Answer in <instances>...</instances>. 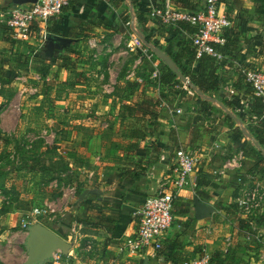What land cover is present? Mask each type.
<instances>
[{"label": "crops", "instance_id": "obj_1", "mask_svg": "<svg viewBox=\"0 0 264 264\" xmlns=\"http://www.w3.org/2000/svg\"><path fill=\"white\" fill-rule=\"evenodd\" d=\"M34 1L24 0L18 6L29 7ZM191 1L197 5L193 11H199L198 6L204 3V0ZM130 3V0H70L57 18L46 26L33 25L34 34L28 41L19 42L8 36L4 24L6 12L15 6L14 0H0V74L11 79L9 85L0 86V131L15 138L28 137L33 127L25 124L23 106H31L33 110L32 113L24 111V115L36 116L57 130L56 137L68 156V165L73 167V183L78 193L73 194L71 201L67 196L70 213L44 224L67 239L68 226L72 223L76 242L71 243L68 258L64 259L67 264H183L206 255L210 258L216 251L229 254V264H253L264 252V246H257L255 241L249 243L245 236L254 231L264 242V206L261 212L242 220L234 200L240 176L249 185L247 177H253L264 191L263 163L257 165L254 157L256 151L263 154L264 151L249 131L248 122L241 120L246 117L251 99L243 90L236 91L233 85L236 68L243 63L260 62L249 50L257 51L256 42L251 39L256 36L264 39L262 0H220L219 3L220 12L239 35L237 51L232 55L227 53L232 64L228 63L222 73H231L227 85L241 96L238 99L244 104L243 111L237 105L238 99L228 93L232 91L228 87L224 89L225 85L207 99L209 104H200L194 103L195 98L163 97L160 95L163 91L157 93L155 87L153 91L144 84L138 92L144 91L148 98L159 99L163 105L146 109L142 103L143 112L125 109L130 104L136 109V104L142 102L138 92L132 95L128 91L114 92L119 71L132 58L124 54V43L131 35H141L133 10H149L163 0H138L135 8ZM260 5L263 8L257 10ZM127 12L131 15L130 21L134 19V29H127L123 23ZM144 28L154 38H160L161 24L148 19ZM41 29L45 38H40ZM170 29L166 26V43L169 38L177 37ZM184 38V35L177 37L176 48ZM55 56L71 58L77 65L76 73L81 75L80 82L73 87L63 86L69 71L59 66L61 61H54ZM156 58L172 71L165 61ZM18 61L27 64L19 66ZM43 69L47 72L44 76ZM259 70L264 71L263 66ZM177 79L180 80L178 76ZM42 81L53 84L52 103L47 110L44 101V107L38 111L43 102L36 97V85ZM6 90L10 92L8 96ZM184 99H193L192 105H188L190 110L180 109L181 113L176 114V104ZM15 103L19 113L10 110ZM48 111L51 116H46ZM4 119L7 122L3 125ZM17 120L20 123H11ZM177 149L194 152L198 163L191 176L192 184L174 199L172 223L163 237L161 252L149 249L134 256L121 253L119 249L124 240L137 230L135 212L170 175ZM232 158L239 160L240 169H228L222 176L214 174ZM26 167L22 166L21 170L26 172ZM24 177L29 185L27 175ZM194 198L212 207L208 217L195 218ZM96 209L110 221L101 222V214ZM86 242L93 244L90 252L84 251Z\"/></svg>", "mask_w": 264, "mask_h": 264}, {"label": "built area", "instance_id": "obj_2", "mask_svg": "<svg viewBox=\"0 0 264 264\" xmlns=\"http://www.w3.org/2000/svg\"><path fill=\"white\" fill-rule=\"evenodd\" d=\"M69 2L70 0H35L29 7L13 6L6 12L4 17L8 36L14 41H28L34 34L33 25L39 26L42 24L46 26L50 20L57 18L62 13ZM219 3L220 0H204L202 10L191 11L176 7L172 0H163L162 4L150 8L149 16L151 21L163 26L178 27L179 24L191 26L195 29V33L188 36V38L194 49L196 60L202 55H207L217 61H222L227 58V54L217 51L215 45H224L226 41L224 33L230 28L231 22L225 14L220 12ZM133 20V18L132 21L129 20L125 27L134 29ZM38 33L40 38H45L44 29H41ZM141 37L131 35L125 43L124 54L133 58L125 80L144 85L145 82L138 75V72L146 68L149 81L160 92L162 85L160 81V64L154 53L144 46L143 37ZM246 83L251 87L253 96L260 99L263 106L262 119H264V71L247 72ZM181 84V89L187 93V96L195 94L188 83L181 82ZM175 112L180 114L181 110L177 109ZM254 119L252 118L251 121ZM54 136L51 129L41 132V137L44 139H54ZM197 163L198 158L194 152L184 149H177L174 152L170 175L159 185L153 195L144 199L142 206L135 212L138 224L137 230L133 236H129L124 240L119 249L121 253L134 256L149 249H152L154 253L161 249L163 237L172 223L174 199L189 183L192 184L191 176ZM228 169H240L239 160L230 159L219 170L214 171V174L222 176ZM247 178L250 180L251 185L245 181L244 177H238V195L234 200L237 214L245 220L261 212L264 206L263 189L253 177L248 176ZM74 191V187L68 189L70 194H74ZM66 196L67 193H64L63 197ZM57 211L55 202L45 201L43 205L32 208L27 219H33V221L26 220L23 228L26 230L27 226L31 225L29 222L40 223V219L51 222ZM245 240L249 243L255 241L264 246L261 235L254 231L248 232ZM75 242L76 237L74 236L70 243ZM83 248L84 251L90 252L93 248L92 242H87ZM51 260L50 264H67L59 251L53 253ZM183 264H209V256L206 255ZM253 264H264V252L259 254L258 259Z\"/></svg>", "mask_w": 264, "mask_h": 264}, {"label": "trees", "instance_id": "obj_3", "mask_svg": "<svg viewBox=\"0 0 264 264\" xmlns=\"http://www.w3.org/2000/svg\"><path fill=\"white\" fill-rule=\"evenodd\" d=\"M174 4H176L177 6L185 9V10H191L193 11L197 5H195L191 0H172ZM130 4L132 5L133 8H135L134 6L136 4H138V0H130ZM257 2V1H256ZM259 2V1H258ZM262 2H264L262 0ZM204 4V3H203ZM264 5V3H263ZM199 10L203 9V5L198 6ZM261 8H263L262 5H260V8L257 7V10H260ZM149 12H150V8L149 10H145L142 12H137L136 10H133L135 19H136V24H137V30L139 31V33H141V36L143 37V41H144V46L145 47H152L155 48V50L157 51H161L163 54L167 55L176 65V67L178 68L179 72L186 78L189 79V81L191 82V84L194 86L196 93L193 96H187V93L185 91H183L181 89V82L180 80L177 79V75L175 73H173L164 63L160 62L161 64V68H160V81L162 83L161 88L163 87V90L165 89V94L162 95L163 97H177L178 95V99H183L185 97H189V98H195L196 103H200V104H209L207 99L210 97H214V93L220 89H222L225 85L223 77H222V70H225V67L228 66L227 64L230 62L228 55H232L234 51H237V47L239 44V35L238 32L235 31V27H231L229 29L226 30V32L224 33L225 36V43L223 46H216L215 48L217 51L219 52H223V53H228V55L226 56L227 58L223 59L222 61H217L216 59L207 56V55H202L199 59L196 60L195 58V52L194 49L192 47V44L188 38V36L192 35L195 33V29L192 28L191 26L187 25V24H179L178 27H175L173 29V27H171L176 35L175 36H180L185 34V38L179 42V47L176 48V44L179 41V39L176 38H169L168 42L163 45L161 43V37L165 36L166 34V26L161 25V30L158 31V36H160L159 39H156L152 36L151 33H148L147 30L144 28L146 22L148 19H150L149 16ZM130 13H126V15L123 18V23L126 25L127 22H129L130 20ZM230 21V20H229ZM159 24V23H158ZM127 27V26H126ZM127 29H129V27H127ZM259 39V40H258ZM250 41L252 42H256V48L257 51H250V53H254L256 54V58L260 59L259 64L256 63H249V64H242L241 67L236 68L235 72H234V76L236 78V83L235 85H233V88L236 91L239 90H243L245 92V94L247 96L250 97L251 99V105L249 106L247 112H246V117L245 119L242 118V122L246 123L248 122L249 125V131L251 132L253 138L255 139V141L259 144L260 148L262 151H264V119H262V103L260 101V99L256 98L253 96L252 94V89L251 87L246 83V73L249 71H260L259 67L263 66L264 69V39H262V37H254L253 39H251ZM156 57V55H155ZM157 59V58H156ZM54 61H61V64L59 65L60 67H64L69 71V77L67 79V81L65 83H63V86H72L76 83V82H80L81 80V75L77 74L75 69L77 67V65L71 60L70 57H54ZM133 58H131L130 63L127 64L126 67H124L121 71V73L118 75L117 78V84L115 85V94H117V92L120 91H128V93L130 95L134 94L135 92H138V89L141 87V85L135 83V82H130L125 80L126 77V73L129 70V65L132 64ZM26 62L22 63L18 61V65L19 66H26ZM232 64V63H231ZM229 63V66L231 65ZM195 66V67H193ZM47 70V69H46ZM146 68L143 69L142 71L138 72V75L141 76L142 78H144L145 75H148V71L146 72ZM47 72L43 69L42 70V75H46ZM145 74V75H144ZM123 82H120L121 80H123ZM11 83V79H6L4 77H2V75L0 74V86L1 88H3L6 85H9ZM151 83V82H150ZM165 88H164V86ZM153 86L155 87V85L153 84ZM37 87V95L36 97H40L42 99L43 104H41L40 106L37 107V110L40 111L43 107L46 101L47 105H51L52 103V99H51V95H52V90H53V84L52 83H48L46 81H42L41 84L36 85ZM162 90V89H161ZM162 90V91H163ZM139 94V92L137 93ZM141 94V93H140ZM140 94L138 95V97L140 96ZM161 94V93H160ZM127 97V96H126ZM160 98V95H159ZM188 98V99H189ZM139 99H142V102L139 104H136V110H138L139 112H143L145 110V108H143V106L141 107L142 103L145 105L144 107H156L157 105H162V103H160L159 99H156L155 101L151 100L150 98H148L146 95L144 96H140ZM145 101V102H144ZM223 102V101H222ZM2 108V105H0V110ZM125 108L129 109L128 106H126ZM147 111V110H146ZM148 112H144L143 114H146ZM149 114V113H148ZM46 116H51L49 111L47 112ZM252 118H255L253 121ZM251 121V122H250ZM256 130V131H255ZM58 135V134H57ZM56 135V136H57ZM11 137V138H10ZM15 137L12 136H8L6 134H3L0 131V141L2 140V143L0 145V147H8L11 145V143H14V148L15 149H22L23 151V155H27L29 153H34L35 150V146L32 145V148L30 150L26 149L25 146L27 147V144L25 143V141H19L17 139H14ZM58 137L55 138V140L53 141V144L50 147H47L46 145H43L41 143L40 147H42L44 149V153L48 152V150H52V151H59L60 152V146L61 143L57 142ZM40 143V141H39ZM45 146V147H44ZM65 151V150H63ZM246 152V151H245ZM29 154V155H32ZM255 159H256V163L257 165L260 163H263V167L264 168V154L256 151L255 155H254ZM1 158V157H0ZM37 160V161H36ZM42 159L40 158V161ZM26 164H29L27 167H29L30 169L28 170H33L34 166L31 165L28 162H39L38 158L34 155V157H27V159H25ZM1 162V161H0ZM39 170L43 173H45V167H40ZM264 172V169H263ZM2 175V174H0ZM4 184L0 183V192H5L7 188L6 186H3ZM78 193V191H77ZM92 209H94L93 206H91ZM96 212L99 213L100 210L96 209ZM2 213H6V211H2ZM101 214V218L100 221L101 222H106L108 223L110 221V219L102 213ZM244 220V219H242ZM43 224V223H41ZM44 225V224H43ZM245 228H248V225L244 224L243 225ZM49 227V226H47ZM50 228V227H49ZM51 229V228H50ZM53 230V229H52ZM250 230V229H249ZM54 231V230H53ZM55 232V231H54ZM56 233V232H55ZM65 238V237H62ZM66 239V238H65ZM257 246H259L258 243H256ZM83 245V244H82ZM161 252V249L158 251ZM229 254H223L222 252L216 251L214 252L210 258H209V264H229L227 263V260L229 258ZM68 257H63V259H67Z\"/></svg>", "mask_w": 264, "mask_h": 264}, {"label": "rangeland", "instance_id": "obj_4", "mask_svg": "<svg viewBox=\"0 0 264 264\" xmlns=\"http://www.w3.org/2000/svg\"><path fill=\"white\" fill-rule=\"evenodd\" d=\"M264 3V2H262ZM160 5V4H159ZM165 36L161 37V43H166L167 39L164 38ZM129 38V37H128ZM128 40V39H127ZM127 41H125L126 43ZM125 43L124 47L122 44V47L125 49ZM121 70L119 71L118 75L120 74ZM147 72V71H146ZM145 75V74H144ZM223 80L225 84L226 89L229 86L227 85L229 83V78H231V73L229 75L228 71H225V74H222ZM145 84H147L148 89L155 91L154 86L152 83H150L148 79V75H145L143 78ZM164 86V85H163ZM165 88V86H164ZM162 89V88H161ZM227 90V89H226ZM160 91V90H159ZM162 91V90H161ZM230 93L232 96L234 95L236 99L241 97L238 95L237 92L234 90H231ZM10 92L6 90L5 94H9ZM158 93V91H157ZM165 89L160 95H164ZM140 94V93H139ZM138 94V95H139ZM144 91L140 94V96H144ZM18 97V93L16 94ZM28 96V95H27ZM139 96V97H140ZM184 99L181 102H178L177 108L181 109L182 111H189L188 105H192L193 101ZM238 106L243 111L245 108L242 103L240 104V100L238 99ZM196 103V102H194ZM127 105V104H125ZM18 104L15 103V105L10 106V110L15 113L17 111ZM130 104L128 107H130L129 111H136L135 108L131 107ZM48 107L47 110H49V105H46ZM30 107H22L21 112L23 114L22 117H24L25 124H30V131L28 134V137H18L14 138L19 141H25L27 144L26 149L30 150L32 148V145L35 146L34 153H29L32 155H23L22 149H15L14 143H11L8 147H0V183L4 184L3 186H6L7 188L5 192H0V264H22L26 260V254L23 247V243L26 237V230L23 228L24 223L27 221H33V219H27L28 214L31 212L32 208L35 206H41L45 201L49 202H55L57 205V214L55 215L54 219L52 221L57 220L61 217L62 214L70 213L69 207L71 206L67 200L68 198L71 199L74 197V195L77 193L76 184L73 183V167H70L68 165V156H66V153H63L64 148L60 146V152L59 151H52L48 150V152L44 153V149L40 147L41 143L43 145H46L47 147H50L53 144V141L56 138V134L58 133L55 128H51V126H46L45 122L40 120L36 116H29L25 113H32V109ZM126 109V108H125ZM21 114V113H20ZM6 119L3 120L2 124H6ZM17 121H11L13 125H15ZM44 122V124L41 126V124ZM10 123V121H9ZM20 123V122H19ZM52 130L54 133V139L48 138L44 139L41 137V132L43 130ZM27 134V133H26ZM11 138V137H10ZM40 141V143H39ZM57 142L60 143L58 140ZM2 143V140L0 141V145ZM62 145V144H61ZM45 147V146H44ZM34 155L38 158L39 162H28L32 163L31 165L34 166L33 170L29 167H26L25 171L21 170V167L26 164L25 159L27 157H34ZM40 158L42 159L40 161ZM68 159V160H67ZM37 161V160H36ZM22 165V166H21ZM30 166V165H29ZM45 167V173L41 172L39 170L40 167ZM28 168V169H27ZM36 172V174H34ZM39 173V174H38ZM27 175V179H29V185H27L26 182H24V176ZM74 187V195L70 194L68 192V189ZM28 189V190H27ZM33 194H31V193ZM67 193V198L63 197V194ZM32 196V197H31ZM66 206H68L66 208ZM6 211V213H2V211ZM40 223H46V221L39 220ZM31 224H35L32 222H29ZM49 223V222H47ZM45 225V224H44ZM46 226V225H45ZM69 231L66 241L73 240V235L75 233L73 232V226L72 223H69ZM77 228L76 231L77 232ZM70 239V240H69ZM85 243V242H84ZM83 243V244H84ZM87 243V242H86ZM249 264V263H247Z\"/></svg>", "mask_w": 264, "mask_h": 264}, {"label": "water", "instance_id": "obj_5", "mask_svg": "<svg viewBox=\"0 0 264 264\" xmlns=\"http://www.w3.org/2000/svg\"><path fill=\"white\" fill-rule=\"evenodd\" d=\"M23 1L24 0H14V3L15 5H18ZM138 36L141 37L140 34H138ZM148 48L154 53V55H156V57L167 63L172 71H174L179 77L181 82L188 83V85L195 91V88L190 81L178 73L174 64L166 55L155 50V48H150L149 46ZM250 139L255 145H257L252 138ZM193 205L194 216L198 220L208 217L213 211L212 207L199 202L197 198L193 199ZM23 247L26 254V260L22 264H50L52 262L51 257L56 251H59L64 258L67 257L72 248V244L59 236L49 227L41 223H35L27 226Z\"/></svg>", "mask_w": 264, "mask_h": 264}]
</instances>
